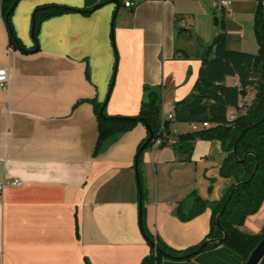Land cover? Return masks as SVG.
<instances>
[{"label": "crops", "instance_id": "obj_1", "mask_svg": "<svg viewBox=\"0 0 264 264\" xmlns=\"http://www.w3.org/2000/svg\"><path fill=\"white\" fill-rule=\"evenodd\" d=\"M117 1L18 0L12 22L28 49L35 48L38 6L88 11L44 20L38 49L28 53L10 46L0 4V69L9 74L7 88L0 86V264H141L150 245L141 227L136 155L148 130L138 124L95 154L94 102H106L108 115L136 116L148 85L158 89L163 113L173 112L175 102L192 92L201 55L222 21L230 49L258 51V0H229L221 9L213 5L218 0ZM173 127L186 133L201 125ZM224 156L219 141L204 139L194 141L189 154L173 146L144 150V224L152 235L175 250L207 238L211 203L233 183L220 176ZM14 178L22 184H5ZM193 194L210 204L185 220L181 212L191 207ZM263 228L264 201L239 229L260 234ZM162 264L244 260L219 244Z\"/></svg>", "mask_w": 264, "mask_h": 264}, {"label": "trees", "instance_id": "obj_2", "mask_svg": "<svg viewBox=\"0 0 264 264\" xmlns=\"http://www.w3.org/2000/svg\"><path fill=\"white\" fill-rule=\"evenodd\" d=\"M18 0H0L1 11L7 30L9 44L23 52H33L38 49V35L41 23L53 16L64 13L81 11L62 4H45L38 6L32 17V35L34 49H28L15 33L12 16ZM112 0H102V3ZM221 32L205 47L201 55V66L192 92L174 104V119H168L162 127V99L158 89L145 86V96L141 103L140 112L136 116L108 115L106 102H94V111L98 120V139L95 154L119 134L134 129L138 124L147 127L148 137L139 146L136 155L138 173V188L141 200L139 203L140 220L143 234L150 245V253L141 264H162L164 260H189L196 255L195 251L209 239H220L226 234L223 243L238 253L245 261L252 250L264 237V228L260 234L243 232L239 227L249 215L256 213L264 201V13L262 0L254 18V35L258 51L230 49L227 46V31L222 21ZM233 77L237 85L227 83V78ZM250 89L254 97L250 102L241 104ZM103 109V114L100 111ZM235 117L230 119L229 113ZM208 122V127L180 133L178 144L173 148L181 154L191 153L194 141L197 139L217 140L225 153L220 176L233 180L226 196L211 203L213 213L210 221V232L199 245L187 250H175L152 235L144 224L145 218V180L142 170V154L145 149L155 145L158 138L163 139L159 147L166 146V138L171 135L174 123L199 124ZM239 138V140H238ZM237 142V157H235V142ZM146 144L144 150L143 145ZM241 160V161H240ZM257 167V169H256ZM256 169V171H255ZM238 184V185H237ZM225 211L217 224V215L221 212L231 192ZM191 207L187 212L182 211L183 219H191L202 213L210 204L197 194L190 196ZM186 207V206H185ZM218 243H207L203 250L218 246ZM202 250V251H203ZM261 264H264V260Z\"/></svg>", "mask_w": 264, "mask_h": 264}, {"label": "built area", "instance_id": "obj_3", "mask_svg": "<svg viewBox=\"0 0 264 264\" xmlns=\"http://www.w3.org/2000/svg\"><path fill=\"white\" fill-rule=\"evenodd\" d=\"M230 1L229 0H218L215 1L213 3L214 7L217 9H221V8H225L229 5ZM132 5L131 1H126L125 2V6L130 7ZM8 80H9V74H8V70L6 68H1L0 69V86H2L3 88H7L8 86ZM232 84L237 85L238 81L234 80L232 82ZM246 101L245 99H242L241 104H244ZM235 117V113L234 112H230L229 113V118L232 119ZM168 119H174V113L173 112H169V113H163L162 110V115H161V120H162V127L164 126V122ZM209 123L208 122H204L201 124V127H208ZM179 131L177 129H175L174 127L171 128V135L168 136L166 138V146H174L176 144H178V135H179ZM163 143V139L162 138H158L155 141V145L157 146H161ZM6 185H21L22 181L19 178H14L11 180H7L5 182ZM4 187V182H0V192L2 191Z\"/></svg>", "mask_w": 264, "mask_h": 264}, {"label": "water", "instance_id": "obj_4", "mask_svg": "<svg viewBox=\"0 0 264 264\" xmlns=\"http://www.w3.org/2000/svg\"><path fill=\"white\" fill-rule=\"evenodd\" d=\"M114 2L116 4H118V1L117 0H114ZM102 4H98L96 7H99L101 6ZM262 5H263V13H264V0H262ZM115 17V16H114ZM218 17H215V24H218ZM100 114H103V109L100 111ZM239 140V138H238ZM238 140L235 142V157H237V150H236V147H237V142ZM147 142L143 145L142 147V150H144L145 146H146ZM241 161V160H240ZM257 169V167H256ZM255 169V171H256ZM137 180H138V173H137ZM238 185V184H237ZM232 194H233V191L231 192L229 198L227 199L225 205L223 206L221 212L217 215V218H216V221H217V224L219 225V220H220V217L222 216V214L224 213L225 211V208H226V205L228 203V201L230 200V198L232 197ZM140 200H141V195H140ZM226 240V234L224 233L223 237L220 238V239H209L207 242H204L196 251L195 253H199L200 251H202L207 243H218V244H223ZM264 260V237L260 240V242L255 246V248L252 250V252L250 253L249 257L247 258V260L245 261L244 264H261L262 261Z\"/></svg>", "mask_w": 264, "mask_h": 264}, {"label": "rangeland", "instance_id": "obj_5", "mask_svg": "<svg viewBox=\"0 0 264 264\" xmlns=\"http://www.w3.org/2000/svg\"><path fill=\"white\" fill-rule=\"evenodd\" d=\"M253 90L252 89H250V92H249V94H248V100H247V102H250L251 101V99H252V96H253Z\"/></svg>", "mask_w": 264, "mask_h": 264}]
</instances>
